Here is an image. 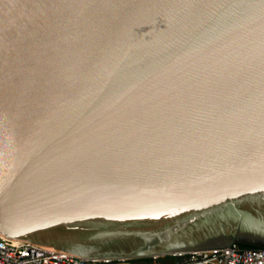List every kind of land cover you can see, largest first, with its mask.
I'll return each instance as SVG.
<instances>
[{
    "label": "water",
    "instance_id": "1",
    "mask_svg": "<svg viewBox=\"0 0 264 264\" xmlns=\"http://www.w3.org/2000/svg\"><path fill=\"white\" fill-rule=\"evenodd\" d=\"M0 233L264 244V0H0Z\"/></svg>",
    "mask_w": 264,
    "mask_h": 264
},
{
    "label": "built area",
    "instance_id": "2",
    "mask_svg": "<svg viewBox=\"0 0 264 264\" xmlns=\"http://www.w3.org/2000/svg\"><path fill=\"white\" fill-rule=\"evenodd\" d=\"M162 258L164 261L156 262ZM0 264H264V246H226L174 251L129 258H86L29 241L0 235Z\"/></svg>",
    "mask_w": 264,
    "mask_h": 264
},
{
    "label": "trees",
    "instance_id": "3",
    "mask_svg": "<svg viewBox=\"0 0 264 264\" xmlns=\"http://www.w3.org/2000/svg\"><path fill=\"white\" fill-rule=\"evenodd\" d=\"M236 240V239H235ZM239 245L241 246H264L263 243H258V242H250V241H243V240H236Z\"/></svg>",
    "mask_w": 264,
    "mask_h": 264
},
{
    "label": "bare ground",
    "instance_id": "4",
    "mask_svg": "<svg viewBox=\"0 0 264 264\" xmlns=\"http://www.w3.org/2000/svg\"><path fill=\"white\" fill-rule=\"evenodd\" d=\"M0 235H3L4 237H8V238H10V239H12V240H15V241H17V239H14V238H12V237H9V236H7V235H5V234H2V233H0ZM170 252H168V253H165V254H169Z\"/></svg>",
    "mask_w": 264,
    "mask_h": 264
},
{
    "label": "rangeland",
    "instance_id": "5",
    "mask_svg": "<svg viewBox=\"0 0 264 264\" xmlns=\"http://www.w3.org/2000/svg\"><path fill=\"white\" fill-rule=\"evenodd\" d=\"M3 236V235H2ZM160 261H164V259L162 260V258L157 259L156 262H160Z\"/></svg>",
    "mask_w": 264,
    "mask_h": 264
}]
</instances>
